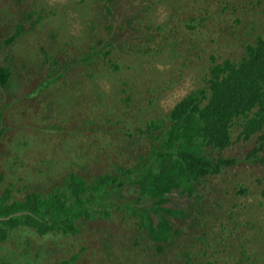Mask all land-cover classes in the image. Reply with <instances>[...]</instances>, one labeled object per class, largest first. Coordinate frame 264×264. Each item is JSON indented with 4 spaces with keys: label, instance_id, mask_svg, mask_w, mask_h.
<instances>
[{
    "label": "rangeland",
    "instance_id": "obj_1",
    "mask_svg": "<svg viewBox=\"0 0 264 264\" xmlns=\"http://www.w3.org/2000/svg\"><path fill=\"white\" fill-rule=\"evenodd\" d=\"M18 24L25 30L7 44ZM258 36L264 0H0V67L12 71L0 88V196L72 198L71 173L92 184L149 163L166 115L204 87L211 56L238 63ZM241 129L237 121L221 153L236 166L193 197L167 196L164 206L184 214L169 217L166 244L127 208L153 197L126 180L75 236L10 232L0 264H264V173L245 162L255 138L240 139Z\"/></svg>",
    "mask_w": 264,
    "mask_h": 264
},
{
    "label": "trees",
    "instance_id": "obj_2",
    "mask_svg": "<svg viewBox=\"0 0 264 264\" xmlns=\"http://www.w3.org/2000/svg\"><path fill=\"white\" fill-rule=\"evenodd\" d=\"M24 30L25 26L18 24L6 43H12ZM245 50L238 63L230 59L217 62L211 56L204 87L191 91L166 115L167 124L160 128L162 141L151 153L149 163L129 169L120 177L99 175L92 184L71 173L67 190L72 198L55 190L47 195L28 191L23 198H14L7 190L0 196V243L21 227L33 229L40 236H75L79 231L77 221L91 220L96 208L102 207L103 198L122 188L127 180L139 187L141 195L153 197L149 208H127L139 215L143 211L141 222L152 243L166 244L176 233L169 217L184 214L164 206L167 196L174 189L184 188L193 197L197 184L240 162L221 155L232 144L237 121L242 125L240 139L255 138L245 162L260 165L264 173V38L258 36L254 43L245 44ZM11 76L9 67H0V88L8 87Z\"/></svg>",
    "mask_w": 264,
    "mask_h": 264
}]
</instances>
